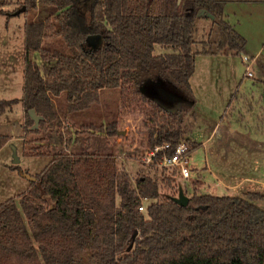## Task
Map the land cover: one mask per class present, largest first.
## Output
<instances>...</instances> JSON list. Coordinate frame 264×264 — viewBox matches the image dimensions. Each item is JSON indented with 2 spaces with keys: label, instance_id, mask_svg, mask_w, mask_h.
<instances>
[{
  "label": "trees",
  "instance_id": "trees-1",
  "mask_svg": "<svg viewBox=\"0 0 264 264\" xmlns=\"http://www.w3.org/2000/svg\"><path fill=\"white\" fill-rule=\"evenodd\" d=\"M12 1L0 0V17L12 15L5 10ZM228 1L18 0L26 12L55 10L24 27L25 134L55 129L54 99L62 94L69 112H82L100 104L103 90L118 89L119 119L91 130L116 138L122 117H140L149 149L170 145L150 167L182 143L192 154L199 146L188 123L194 105L168 108L142 88L164 79L195 102L197 57L245 52V38L226 20ZM57 39L67 52L44 47ZM17 103L0 100V116ZM8 141L0 136V149ZM90 150L87 140L80 154L55 155L25 193L0 204V264H264V209L257 205L264 193L193 195L181 207L174 200L184 185L166 169L134 181L116 156Z\"/></svg>",
  "mask_w": 264,
  "mask_h": 264
},
{
  "label": "rangeland",
  "instance_id": "rangeland-1",
  "mask_svg": "<svg viewBox=\"0 0 264 264\" xmlns=\"http://www.w3.org/2000/svg\"><path fill=\"white\" fill-rule=\"evenodd\" d=\"M17 2L18 0H13L12 4L5 8L12 14L11 16L0 17V100H18L11 110L0 116V136L9 138V141L3 146L4 150L0 152V204L9 199H17L25 193V187L29 184L28 180L20 175V172L11 170V166L18 165L23 171L27 170L30 175H36L49 164L55 155L80 154L85 149L87 140L91 146V153L96 156L105 154L116 156L119 165L128 172L134 181L141 174L155 176L156 170L159 171L160 176L163 173V168L159 165L154 168L150 167L152 164L147 165L142 160L143 154L149 147L147 146L145 127L140 117H122L119 124V136L116 138L89 128L91 125L100 126L119 119L120 91L118 89L103 90L100 104L82 112H69L65 94H62L54 99L57 115L55 129L40 134H25L26 113L18 106L20 103L18 98L23 97L24 86V27L26 23L41 21L54 15L55 10L40 6L37 11H25L20 15H15L23 9ZM234 6L229 8L228 13L233 21L236 19L241 21V30H243V26L248 24L252 9L249 5L235 4ZM18 8L20 9L15 11ZM204 24L207 25V22ZM256 46L264 49V37L257 42ZM44 47L58 48L67 52L58 39L46 42ZM162 52L161 47L156 46L155 55H160ZM244 56L247 55L242 53L241 56H238L230 51H225L218 56L197 57L196 74L191 81L196 95L200 99L195 110L192 106L195 105L193 104L195 102L187 97L178 86L164 79L148 81L147 85L142 88L145 93L158 99L165 107L172 109L193 107L190 112L196 111L198 114L195 117L189 116L188 123L192 131L190 138L194 141L196 139L200 143L204 142L212 134L216 125L220 126L206 148L200 147L192 153V167L203 170L208 163L214 170L221 172L228 169V163L232 161L230 164L235 169L233 174L236 181H241L245 171L238 169L240 165L235 164L239 155H233L230 152V149L236 146L237 139L229 131V124L239 123L234 119L242 112L234 95L238 92L264 93V74L258 67L252 69L255 78H245L246 65L242 60ZM38 61L41 65L44 64L41 59ZM260 62L264 65V53ZM242 80L244 82L240 87ZM240 102L243 106V101L240 100ZM223 116H225L224 119H222ZM12 139H14L13 144L10 143ZM135 150H138V153ZM262 153L264 155V152ZM255 158L253 157V159ZM17 160L18 163H16ZM256 164H253L252 170L254 166L257 167ZM166 171L167 175L175 176L182 182L185 190L188 191L186 196L189 198L193 195L199 196L205 190L210 194L209 196L219 198L241 197L242 193L248 190L242 187L235 192L226 189L219 181L213 180L212 183L209 180L208 185L202 191L197 186L196 174L193 175L192 182L185 183L178 174L168 169ZM250 172L253 176L261 177L264 175V166L262 170H250ZM147 204L149 203H145V207ZM257 205L264 209V201L257 202Z\"/></svg>",
  "mask_w": 264,
  "mask_h": 264
},
{
  "label": "crops",
  "instance_id": "crops-1",
  "mask_svg": "<svg viewBox=\"0 0 264 264\" xmlns=\"http://www.w3.org/2000/svg\"><path fill=\"white\" fill-rule=\"evenodd\" d=\"M235 4L240 6L249 5L252 9L250 13V17L248 18L249 19L247 22L248 24L243 26V30H241V26H242L241 21L237 19L236 21H233L232 17H230L228 13L229 8L233 7ZM225 15H226V20L238 31V33H240L245 38L247 42L244 54L247 55V57L249 56V58H251V60L253 61L251 69L254 70L256 69V67H258V69H260V71L264 74V65L262 64V62H260V58L264 53V49L256 46L257 42L263 39L264 37V0H229L225 7ZM245 78L248 77L245 75ZM253 78H255V74ZM243 80L240 83V87L244 82ZM193 91L195 95V105H194V110H195L199 104L200 99L196 95L195 88H193ZM18 99L21 100L22 97ZM234 99L238 100L239 102L238 106L240 107L242 112L237 118L235 117L234 119L235 122H239V123L235 125L231 123L229 124V131L233 135H235L237 139L236 146L231 148L230 152L233 155H239L238 159L235 160V164L240 165L238 169H243L245 171L244 176L242 177L241 181L234 180L235 176L233 173L235 172L234 171L235 169H233L230 164L232 161L228 163V169H225L221 172L214 170L213 167L211 165L209 166L207 163V167L205 169L197 170L196 168H194L193 173L196 174L198 178L196 181L197 186L202 191H204L203 188L208 185L209 180H211L212 183L213 180H216L219 181V183H221L222 185H224L226 189L235 192L239 191L242 187L248 189L247 191L242 193L243 196H245L248 193H255V192L262 193L264 191V175L261 177L253 176L250 170L251 171L253 170L255 171L257 169L262 170L264 166V155L262 153L264 152V102H263L264 93L252 92V94H250V93L238 92L237 94L234 95ZM240 100L243 101L242 102L243 106ZM18 106L22 108V111L24 110L22 102H20ZM195 114L197 115L198 113L195 111ZM224 117L225 116H223L222 119H224ZM218 127L220 126L216 125V127L212 131V134L204 142L200 143L195 139V141L199 144L198 148L207 147L208 142L211 140L212 136L214 135ZM10 143L13 144L14 139H12ZM40 145H43V143H40ZM3 150L4 147L0 150V152ZM254 151L255 153L253 154ZM256 151H258V153H256ZM241 156H243V159H241ZM253 157L256 158L253 159ZM233 158L235 159L236 157ZM191 162H192V158H191ZM252 163L253 164L257 163L256 164L257 167L254 166L253 170L251 169L253 167ZM183 182L188 183L186 180H183ZM28 188H29V184L27 187H25L24 192H26ZM201 195H210V194H208V192H206L205 190V192L202 193Z\"/></svg>",
  "mask_w": 264,
  "mask_h": 264
},
{
  "label": "built area",
  "instance_id": "built-area-1",
  "mask_svg": "<svg viewBox=\"0 0 264 264\" xmlns=\"http://www.w3.org/2000/svg\"><path fill=\"white\" fill-rule=\"evenodd\" d=\"M242 60L246 65V76L248 78H253L254 74L251 69L253 61L247 56H245ZM169 148L170 145L168 144L157 146L154 149L148 148V150H146V152L143 154L142 160L147 165L154 164L158 155ZM135 151L138 153V150ZM158 165L163 169H168L173 173L178 174L183 180H186L187 182L193 181L194 170L191 162V154L189 153L188 145H186L185 143L178 145L175 148L173 155L163 156ZM139 210L143 212L145 210V207H140Z\"/></svg>",
  "mask_w": 264,
  "mask_h": 264
},
{
  "label": "water",
  "instance_id": "water-1",
  "mask_svg": "<svg viewBox=\"0 0 264 264\" xmlns=\"http://www.w3.org/2000/svg\"><path fill=\"white\" fill-rule=\"evenodd\" d=\"M182 0H178V2L180 3ZM27 9L26 7H23L22 10H20L19 12H17L15 15H20L22 12H25ZM205 12L202 11L200 12V16L201 15H204ZM90 41H94V44L96 42L99 41V37L95 38V37H91L89 39ZM29 116L31 118V120L35 123L34 124V127L33 129H38L39 128V125H40V122H41V118L37 116L36 112L34 110L30 111L29 112ZM16 163H18V160L16 161ZM21 176H23L24 178H26L29 182H32L34 181L35 179L29 175V174H24V173H21ZM174 202L181 206V207H187L189 202H190V198L188 196H186L184 190H183V187H180V190H179V196L177 198H175ZM132 250V246L129 248L128 251H131Z\"/></svg>",
  "mask_w": 264,
  "mask_h": 264
}]
</instances>
